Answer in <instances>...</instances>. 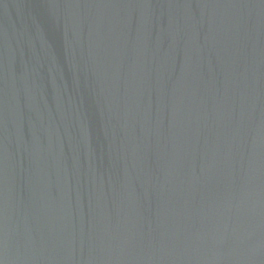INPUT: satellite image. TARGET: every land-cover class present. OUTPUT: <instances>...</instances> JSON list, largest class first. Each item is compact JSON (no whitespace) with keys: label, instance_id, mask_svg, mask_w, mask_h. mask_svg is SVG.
Listing matches in <instances>:
<instances>
[{"label":"water","instance_id":"water-1","mask_svg":"<svg viewBox=\"0 0 264 264\" xmlns=\"http://www.w3.org/2000/svg\"><path fill=\"white\" fill-rule=\"evenodd\" d=\"M0 264H264V0H0Z\"/></svg>","mask_w":264,"mask_h":264}]
</instances>
